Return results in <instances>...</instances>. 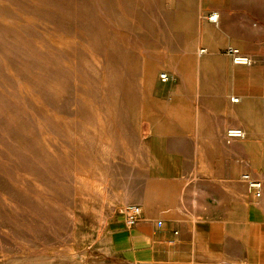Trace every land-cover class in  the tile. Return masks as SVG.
<instances>
[{
  "label": "rangeland",
  "instance_id": "obj_1",
  "mask_svg": "<svg viewBox=\"0 0 264 264\" xmlns=\"http://www.w3.org/2000/svg\"><path fill=\"white\" fill-rule=\"evenodd\" d=\"M196 122H225L222 143L148 154L153 128ZM158 162L187 179L167 176L169 202L225 204L205 264H264V0H0V264H109L108 228Z\"/></svg>",
  "mask_w": 264,
  "mask_h": 264
},
{
  "label": "crops",
  "instance_id": "obj_2",
  "mask_svg": "<svg viewBox=\"0 0 264 264\" xmlns=\"http://www.w3.org/2000/svg\"><path fill=\"white\" fill-rule=\"evenodd\" d=\"M221 111L225 116V104ZM189 127L192 129H183L182 135L164 134L153 128L151 134L144 135L142 140L147 144L148 154L157 153L158 156L162 144L166 149V143H185L188 139L195 143H222L225 122H196ZM242 128L247 130L244 124ZM256 129L260 131L259 124ZM158 164L153 172L148 166L140 179L141 186L132 189L136 194L132 196L131 203L141 209L137 225L126 229L120 220L111 222L102 253L106 261L109 264H205L212 262L215 249L225 254V204L212 206L205 201H192L191 205L183 201L178 204L169 202L164 196L170 180L167 176L180 175L185 182L187 179L182 177V170ZM246 211L249 212L243 208L244 215ZM157 223L161 226L158 227Z\"/></svg>",
  "mask_w": 264,
  "mask_h": 264
},
{
  "label": "built area",
  "instance_id": "obj_3",
  "mask_svg": "<svg viewBox=\"0 0 264 264\" xmlns=\"http://www.w3.org/2000/svg\"><path fill=\"white\" fill-rule=\"evenodd\" d=\"M210 23L215 24L218 21V16L215 13H210L206 18ZM204 53V50H200L199 54ZM227 55L230 57L231 63L234 66H249L251 61L250 58L242 55L238 50L229 48L226 51ZM167 79L166 75H161V80L165 81ZM236 99H233V102H236ZM244 132L240 128H229L225 132V139L227 141L239 140L242 139ZM242 179L245 182L248 192L255 198L259 199L262 195V184L261 182L253 179L249 174H243ZM141 217V209L137 206H129L124 209V225L126 228L134 227ZM157 226L160 227L161 224L157 223Z\"/></svg>",
  "mask_w": 264,
  "mask_h": 264
},
{
  "label": "bare ground",
  "instance_id": "obj_4",
  "mask_svg": "<svg viewBox=\"0 0 264 264\" xmlns=\"http://www.w3.org/2000/svg\"><path fill=\"white\" fill-rule=\"evenodd\" d=\"M231 110H232V109H231ZM243 139H244V137H243ZM243 139H241V140H243ZM243 141H244V140H243ZM246 144H247V142H246ZM246 144H245V145H246Z\"/></svg>",
  "mask_w": 264,
  "mask_h": 264
}]
</instances>
